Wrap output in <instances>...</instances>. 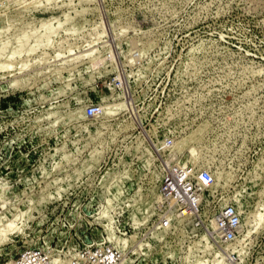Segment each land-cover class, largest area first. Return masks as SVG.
<instances>
[{
    "label": "rangeland",
    "instance_id": "1",
    "mask_svg": "<svg viewBox=\"0 0 264 264\" xmlns=\"http://www.w3.org/2000/svg\"><path fill=\"white\" fill-rule=\"evenodd\" d=\"M176 163L214 175L203 230L156 228ZM108 240L127 264H264V0H0V264Z\"/></svg>",
    "mask_w": 264,
    "mask_h": 264
},
{
    "label": "built area",
    "instance_id": "2",
    "mask_svg": "<svg viewBox=\"0 0 264 264\" xmlns=\"http://www.w3.org/2000/svg\"><path fill=\"white\" fill-rule=\"evenodd\" d=\"M99 113V106L91 104L87 107L85 116L95 118ZM164 143L167 146L173 144L171 139H166ZM195 174L186 164L177 163L162 173L159 190L167 203L165 207L169 216L160 218L156 228H169L174 221L189 220L191 227L203 230L199 213L203 206L204 194L214 182V175L209 169L199 170ZM240 224L239 210L231 204L222 206L211 223V234L216 239L215 242L232 253L231 248L237 242ZM125 246L121 247L113 240H108L100 246L90 245L75 252L67 264H127L123 257ZM226 246L228 249H225ZM50 261V253L44 248H28L15 264H50Z\"/></svg>",
    "mask_w": 264,
    "mask_h": 264
}]
</instances>
